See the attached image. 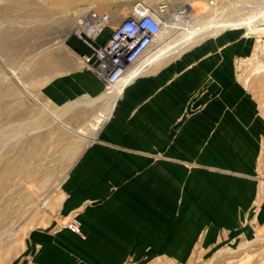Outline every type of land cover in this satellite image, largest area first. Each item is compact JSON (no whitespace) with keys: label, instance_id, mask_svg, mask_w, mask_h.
<instances>
[{"label":"crops","instance_id":"1","mask_svg":"<svg viewBox=\"0 0 264 264\" xmlns=\"http://www.w3.org/2000/svg\"><path fill=\"white\" fill-rule=\"evenodd\" d=\"M125 1L124 11L84 6L111 17L99 43L138 3L186 4ZM63 44L50 53L41 92L63 110L65 129L86 141L67 148L55 216L32 228L7 264L184 263L198 247L264 225V106L240 74L247 40L205 38L135 76L114 100L84 64L89 48L75 36ZM4 69L0 99L8 104ZM69 219L79 232L62 225Z\"/></svg>","mask_w":264,"mask_h":264},{"label":"rangeland","instance_id":"2","mask_svg":"<svg viewBox=\"0 0 264 264\" xmlns=\"http://www.w3.org/2000/svg\"><path fill=\"white\" fill-rule=\"evenodd\" d=\"M90 3L98 4L90 9L114 3L118 11L127 7L125 0H0V63L8 68L3 75L9 83L8 97L3 98L8 104L0 99V264L16 257L32 228L46 225L55 216L67 170V148L74 142L86 141L65 129L63 110L54 108L41 91L50 75V53L64 45L77 17L85 13L84 6ZM262 4L263 0H214L213 5L207 0H186L183 6L192 5L196 13L197 23L189 28V32H194L212 20L247 18L260 11L258 6ZM68 14H73V20L66 17ZM224 29L207 36L201 33L194 40L225 32L247 40L252 52L240 74L264 106V33L248 34L246 28L229 32L228 27ZM187 31L172 29L152 52L163 45L162 41L182 47L180 50L190 47L191 44L180 42L189 34ZM173 55L154 64L160 66ZM111 89L106 87L107 92ZM90 136L86 131L85 137ZM28 263H32L31 259ZM138 264H264V225L247 237L224 241L213 248L198 247L184 263L150 259Z\"/></svg>","mask_w":264,"mask_h":264},{"label":"built area","instance_id":"3","mask_svg":"<svg viewBox=\"0 0 264 264\" xmlns=\"http://www.w3.org/2000/svg\"><path fill=\"white\" fill-rule=\"evenodd\" d=\"M207 2L214 4V0ZM190 12L188 6L172 10L167 3H161L157 8L138 3L132 15L111 30L104 43H99V37L111 24V17L90 10L77 17L69 36H75L89 48L90 54L83 55L86 68L110 87L151 54L159 35L170 22L187 23ZM62 225L79 232L75 219H69Z\"/></svg>","mask_w":264,"mask_h":264},{"label":"bare ground","instance_id":"4","mask_svg":"<svg viewBox=\"0 0 264 264\" xmlns=\"http://www.w3.org/2000/svg\"><path fill=\"white\" fill-rule=\"evenodd\" d=\"M188 7L190 8V11H191L190 12V19L188 20V22L187 23L170 22L168 24V26L162 30L161 34L159 35L158 42H160L161 39L166 36V34L168 35V32L171 31L172 29H178L180 31L181 30H188L187 32H189V28L192 27L193 25H195V23H197L198 19H197L196 13L193 11L192 5L191 6L188 5ZM258 8H262V9H260V11L256 10V11H258L257 14H255V12H256L255 11L254 15L251 14V16H249V17L247 16V18L245 17L244 19L241 18V20L231 21V22H227V20H225L226 22H224V21L220 22V21L212 20L211 22H208L207 24L205 23V25L202 26L200 29L198 28L199 29L198 31L194 30V32H192L190 30L189 34L185 38H183V40L180 39V42H181V44L184 43V45L191 44V47H192V45H194L195 43H197V42L201 41V39H203V38H200V39L194 40L195 36L202 35L201 33H204V36H207V34H211V35L216 34L217 32H220V30H222V29L225 30L224 28H227V27L229 28L228 32L234 31L237 29H241V28H246L248 34H250L251 32H258V31L264 33V26L260 27L261 25H264V4H262L261 6H258ZM262 17H263V19H261ZM260 19H261V22H258V20H260ZM258 23H260V24H258ZM194 27L197 28V26H194ZM179 34H181V33H179ZM182 34H184V33L182 32ZM230 34H234V33H230ZM170 36H172V35H170ZM162 44L163 45L162 46L160 45V47L154 53L152 52L146 58H144V60L140 63V66L137 69H133L126 76H124L122 79H120L118 82L111 85V88H112L111 91L107 92L110 99H112V100L116 99L117 96L121 93L123 87L127 83H129L135 76H137L141 72H144L147 67H150L151 65H153L157 61L165 60L168 55H173L175 53H179L180 49L182 48V47L175 48L176 46H174V45L170 46L168 44H164L163 41H162ZM263 71H264V68H263Z\"/></svg>","mask_w":264,"mask_h":264}]
</instances>
